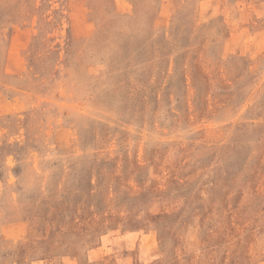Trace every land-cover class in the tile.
<instances>
[{"label": "rangeland", "instance_id": "rangeland-1", "mask_svg": "<svg viewBox=\"0 0 264 264\" xmlns=\"http://www.w3.org/2000/svg\"><path fill=\"white\" fill-rule=\"evenodd\" d=\"M0 264H264V0H0Z\"/></svg>", "mask_w": 264, "mask_h": 264}]
</instances>
